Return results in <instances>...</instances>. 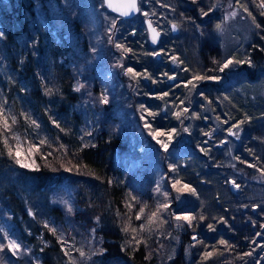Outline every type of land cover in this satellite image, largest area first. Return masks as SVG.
Segmentation results:
<instances>
[{"label":"trees","instance_id":"obj_1","mask_svg":"<svg viewBox=\"0 0 264 264\" xmlns=\"http://www.w3.org/2000/svg\"><path fill=\"white\" fill-rule=\"evenodd\" d=\"M247 1L251 22L255 17L264 29V15L257 7L260 0ZM73 4V0H0V32L4 33L0 38V101L13 111L20 133L34 126L39 138L41 131L56 135L55 141L43 140L35 146L32 167L23 168L8 155L0 128V207L9 209L15 233L31 243L43 264H69L60 257L58 229L39 218V213L55 220L61 217L57 201L50 202L48 193L65 181L74 223L85 232L93 230V264H264V141L260 136L264 91L259 87L264 82V37L247 43L249 56L241 61L251 64L234 63L237 68L218 72L228 54L216 26L234 0H147L150 9H145L160 31L158 39L150 42L145 19L143 25L136 24L135 17L120 16L103 3L116 15L120 38L127 41L131 55L137 51L141 58L136 66L157 78L152 90L161 97L148 100L155 105L153 122L175 130L167 150L159 144L153 147L157 165L173 163L172 175L181 186L195 189L180 207L174 205L176 212L194 217L191 224L183 222L187 230L179 233L186 243L175 244L172 236L178 230L173 229L171 219L167 234L149 229L148 217L157 195L145 169L141 170L143 164L132 170L125 166L123 157L135 139L130 142L128 130L117 128L118 106L95 101L89 110L101 116L98 123L89 137L76 138L74 128L83 117L75 120L77 110L73 114L69 109L82 98L90 100L93 73L97 76V67L110 61L105 53L112 46L108 43L104 54L94 55L80 37L77 17L70 9ZM145 5L140 1L141 10ZM235 43L228 45L236 49ZM173 57L177 62L172 63ZM196 75L215 79L193 80ZM190 80L195 88L188 84ZM145 82L143 78V84H150ZM139 97L144 100L143 94ZM101 107L109 109L96 112ZM229 129L240 132L233 135ZM254 158L256 162L251 163ZM36 167L38 171L33 170ZM233 181L239 188L232 186ZM170 198L176 204L175 196ZM141 208L144 212L138 220L136 212ZM221 240L227 244H220ZM191 242L194 245L186 259L184 248ZM206 252L213 254L205 258Z\"/></svg>","mask_w":264,"mask_h":264},{"label":"rangeland","instance_id":"obj_2","mask_svg":"<svg viewBox=\"0 0 264 264\" xmlns=\"http://www.w3.org/2000/svg\"><path fill=\"white\" fill-rule=\"evenodd\" d=\"M140 1L142 0H138V5H140ZM73 2L74 4L71 5L72 8L70 7V9L77 17L81 29L80 37L86 40L87 45L94 52V55L99 56L104 54L105 47L108 46V43L112 46V51L107 49V52L105 53L106 57L110 58V61L108 62L107 60L105 65L97 67V76L93 73L95 86H90L89 91L93 89L89 92L91 95L90 100L86 101L85 98H82L71 105L69 109L73 114L77 110L76 115H74L75 120L78 119L77 116L83 117V122H80V124L76 122L74 128L76 138L81 137V141L82 137H89V132L93 129V124L98 123L101 116L99 114H91L89 110V107L90 109L94 107L95 101L99 102L101 105L104 103L111 104L112 107L118 106L117 112L118 116H120V123H118V125L116 124L117 128L122 131L128 130L130 142H133L135 139L133 143H130V150L125 152V156L123 157L126 164L125 166L127 169L132 170V167L135 168L140 166V164H143L141 170L145 169V177L149 181L148 184L151 187L152 192L157 195V199L155 200L156 204L152 208V213L157 212L159 209V218L152 224H149V229L151 231L155 230L159 234L162 232H166L167 234L170 232V229L167 226L168 219H171L172 227H174L173 229L176 231L178 230V235H175L174 237L172 236L175 244H178L179 240L180 242L182 241L183 243H186L184 235L179 233L181 231L185 232L187 227L184 226L183 220L176 219L177 216H185L186 213L176 212V207L174 205L180 207L182 203L190 198L188 194H191V192L177 191V188H181L184 183H182V186L180 184L179 186L177 185V187H173V183L177 181L176 179L178 178L172 175L174 173V167H172L173 163H169L168 167H163L162 165L159 167L157 165V162L159 161L158 154L153 148L154 146L157 147L158 144L162 147L161 143H158V141L167 143L174 137V134L172 133L174 131L172 128L168 126L159 127L158 120L156 122H153L152 120V115L155 112V105L148 100H150V97H161L158 95L159 93L157 91L152 90L154 89L153 86L157 78H152L142 66H136V64H138L137 61L141 60V58H138L137 51H134L135 54L133 56L131 55L132 49L129 48L127 41L120 38L121 30L118 26L116 15L110 13L108 11L110 9L105 4L104 5L108 10L104 7L103 0H73ZM144 2L146 5L142 10L139 6L138 11L131 15L130 18L135 17L134 21L136 24L140 25H143V19L146 20V22L144 21L145 29L147 31L146 39L150 42L154 40V36L155 39H158L160 31H158L157 27L151 22V13L146 11V9H150L146 8L147 0H144ZM52 5L51 2H48L47 4L50 9L53 8ZM241 5L247 6L248 12H245ZM62 7H67V5L64 4ZM249 8L250 6L247 0H234L233 7L226 10L222 15L223 19L217 23V25H221V27L219 29L217 28L218 31L216 34H220V39L223 35L222 39H224V47L226 48L225 52L228 54L226 61H233L234 59H236V61H241L248 58L249 50L247 48V43L250 41L252 42L257 36H260V38L264 37V29L257 28L255 24L251 22V16L248 14ZM111 12L113 11L111 10ZM233 12L236 13L235 16L231 15ZM121 21L124 22L122 19ZM125 23L127 22L125 21ZM251 32L254 35H251ZM234 42H237L235 45H238L236 49L232 45H228L230 43L234 44ZM117 45H120V47H117ZM231 47L232 49L230 50ZM152 49L155 53L156 50L154 48ZM73 57L79 59L78 55H74ZM175 62H177L176 58L173 57L172 63ZM234 63L235 61L229 65V67L232 66L231 69L237 68L234 66ZM117 64H119V68H116ZM222 66L218 67V72H222L220 71ZM90 67L91 66H89V68ZM128 69H132V72L129 73L127 71ZM208 77H212V75H205V78L202 80H211ZM143 78L146 80L145 83L150 82V84H143ZM262 80H264V78ZM76 87L80 88V84L77 83ZM259 87L264 91V82L261 83ZM142 94L144 100L139 97V95ZM145 95L147 97H145ZM105 98L107 99V103L103 102ZM122 101H124V104ZM180 101L182 100L179 99L177 103ZM107 109L109 108L101 107L96 112L101 110L106 111ZM0 111H3L4 116L8 118V123L11 128V131L9 132H4L1 128L2 136L7 137L8 143L13 146L14 150L16 149L17 144H19L20 158L25 160L26 163H34V147L39 146L41 141H55L56 135L50 131H46L45 133L41 131V137H37V128L34 126L33 130L32 126H29L27 132L20 133L16 127L17 124H12V117H15L13 111L11 110L12 114L2 101H0ZM90 115L94 116V120L96 119V121H94ZM262 121H264V119H262ZM146 125H149L150 127ZM157 132L163 133L164 135H154V133ZM239 132H236L233 129L231 131V133H236L235 135ZM169 133H171L170 137L168 135ZM262 133L263 134H260V136L264 141V131ZM15 136L19 137V141L14 139ZM30 147L32 149L31 152L28 151ZM255 162L256 158H254L251 163ZM260 178L263 180V177ZM59 185L60 186L54 190L55 192L52 190L49 191L48 198L50 199V202L57 201V205L61 210V217L55 220L52 218V215L39 213V218L42 222H45L48 225L50 224L58 229L57 236L60 239L59 247L62 252L60 257L64 260V263L71 259L80 264H93L94 257H92L91 248L96 249L95 243H93V230L88 229L85 232L77 223H74L72 203L67 195V192L70 190L66 187L65 181H61ZM189 186L193 188L191 185ZM232 186L237 188L233 183ZM157 189H159V191H157ZM165 193L167 195H165ZM170 195L173 197L175 196V201L177 200L176 204H172L173 200L170 198ZM262 195L264 197V190ZM254 196L255 195L252 197ZM36 201L38 200L36 199ZM162 204H167V208H159ZM69 209H71V211H69ZM8 210V208L1 209L0 207V245L4 246V251L0 252V258L3 259V264H43L38 252H34L31 249V243L24 241L15 233L9 219ZM30 212L33 213V209H31ZM138 213L139 211L137 210L136 216ZM9 240H15L21 245V249L16 255H13L7 248ZM42 240L44 242L47 241L46 238H43ZM189 245L191 246L189 247ZM189 245L184 248L186 259L192 251L194 242L189 243ZM171 248H174V242L172 243ZM202 250L203 248L200 247L198 251ZM66 251L69 252L70 255L66 256ZM80 251H83L85 256L81 257Z\"/></svg>","mask_w":264,"mask_h":264},{"label":"snow or ice","instance_id":"obj_3","mask_svg":"<svg viewBox=\"0 0 264 264\" xmlns=\"http://www.w3.org/2000/svg\"><path fill=\"white\" fill-rule=\"evenodd\" d=\"M193 2H196V0H193ZM108 3H109V7H112L111 0H108ZM119 7L126 9V11H124L122 13L123 15H127L128 14V11L138 10L137 9V5H136V0H127V3L122 4ZM241 7L243 8V10L245 12H248L247 6L241 5ZM257 7L260 8V9H262V11H261L260 14L261 15H264V0H260V2L257 4ZM201 11H202L203 15H205V16L208 15L207 12H204L203 10H201ZM248 14H249V16H251V13L250 12ZM231 15L232 16H235L236 13L233 12V13H231ZM252 21H253V23L255 24V26L257 28H260L261 27L260 24H257L255 22V17H252ZM216 27L219 29L221 27V25H217ZM175 28H176V25H173V29H175ZM3 36H4V33L3 32H0V38H2ZM153 39L155 40V36L153 37ZM117 47H120V45H117ZM232 63H233L232 60L226 61L223 64V66L220 68V71H223L225 68H228L229 65H231ZM235 63H249V64H251V61L250 60H247V61H235ZM127 71L129 73H131L132 72V69H128ZM204 78L205 77L196 75V76L193 77V80H197L198 81V80H201V79H204ZM208 78L209 79H215V77H208ZM188 84H190L192 86V88H195L196 87V85L191 80L188 82ZM77 90H79V89H77ZM165 95H167V93H165ZM103 102L107 103V99L105 98V100ZM185 111H187V109H185ZM176 115L179 118L180 113H177ZM15 123H16V119H15V117H12V124H15ZM32 123L35 124V121H32ZM146 126H149V125H146ZM57 127H59V125H57ZM0 128H2L4 130V132L11 131L10 125L8 123V118L4 116L3 111H0ZM185 130H187V129H185ZM173 131H175V130L173 129ZM229 131L231 133V129H229ZM231 134L235 135L236 133H231ZM154 135L159 136V135H164V134L157 132V133H154ZM168 135L170 137L171 136V133H169ZM205 135H208V133H205ZM14 139H16L17 141H19V137L18 136H15ZM3 142H4L5 146H7L9 148L8 155L10 157H13V156L15 157V163L16 164L20 165L23 168H30V167H32V164L26 163L25 160H23V159L20 158V146H19V144H17V147H16L15 151H13L12 148L8 145V139H7L6 136L4 137ZM41 143H43V141ZM158 143H161V146L165 150H167V148H168V144L167 143H164L162 141H158ZM28 151L29 152L32 151L31 147L29 148ZM33 170H37L38 171L39 168L36 167ZM180 183L181 182L179 180L175 181L173 183V187H176ZM233 184H234L235 187L239 188V185H236L234 181H233ZM157 191H159V189H157ZM177 191H188V192H191L192 194H195V189L191 188L189 185H183L181 188H177ZM165 195H167V194L165 193ZM159 208H167V204H162V205L159 206ZM69 211H71V209H69ZM158 211H159V209L157 210V212H153L148 217V223L149 224H152L156 219L159 218L158 217ZM143 212H144V209L141 208L140 209V213H138L137 216H136V219L139 220L141 218V214ZM176 219L177 220H183V221H186L189 224H191V222L194 219V217L185 215V216H177ZM201 219H203V217H201ZM45 227H47V225H45ZM208 227L210 229H212L213 226L211 224H209ZM50 230L55 234L56 230L54 228L53 229H50ZM124 230L127 231L128 229L125 228ZM132 231L135 232L136 229H132ZM193 239H195V237H193ZM220 244L226 245L227 244V241L221 240L220 241ZM7 248L9 249V251L12 252L13 255H16L20 251L21 245L18 244L15 240H9L8 245H7ZM3 251H4V246L3 245H0V252H3ZM77 251H79V250H77ZM212 254H213L212 252H206L204 255H205V258H207V257L211 256ZM65 255L68 256V255H70V253L66 251L65 252ZM246 255H251V253H246ZM80 256L81 257L85 256V253L83 251H80ZM0 264H3V259L2 258H0ZM69 264H76V262H75V260H71L70 259Z\"/></svg>","mask_w":264,"mask_h":264},{"label":"water","instance_id":"obj_4","mask_svg":"<svg viewBox=\"0 0 264 264\" xmlns=\"http://www.w3.org/2000/svg\"><path fill=\"white\" fill-rule=\"evenodd\" d=\"M103 2L110 10H112L113 12H116L120 16H124V17L131 16L138 11V10H131V11H128L127 15H123L122 13L126 11V9L121 8L119 6L127 3V0H111L112 7H109L108 0H103ZM136 5H137V9H139L138 0H136Z\"/></svg>","mask_w":264,"mask_h":264}]
</instances>
